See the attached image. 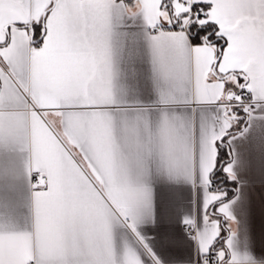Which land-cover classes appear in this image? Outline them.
Wrapping results in <instances>:
<instances>
[{
  "label": "snow or ice",
  "instance_id": "1",
  "mask_svg": "<svg viewBox=\"0 0 264 264\" xmlns=\"http://www.w3.org/2000/svg\"><path fill=\"white\" fill-rule=\"evenodd\" d=\"M264 0H0V264H264Z\"/></svg>",
  "mask_w": 264,
  "mask_h": 264
},
{
  "label": "crops",
  "instance_id": "2",
  "mask_svg": "<svg viewBox=\"0 0 264 264\" xmlns=\"http://www.w3.org/2000/svg\"><path fill=\"white\" fill-rule=\"evenodd\" d=\"M252 196L257 208H259L261 199L264 197V186L260 184L259 180L256 181L253 187Z\"/></svg>",
  "mask_w": 264,
  "mask_h": 264
}]
</instances>
